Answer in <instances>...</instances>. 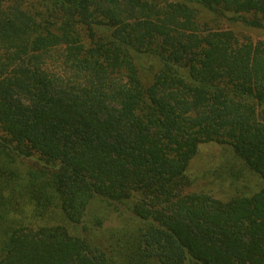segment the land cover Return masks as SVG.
<instances>
[{"label": "trees", "instance_id": "16d2710c", "mask_svg": "<svg viewBox=\"0 0 264 264\" xmlns=\"http://www.w3.org/2000/svg\"><path fill=\"white\" fill-rule=\"evenodd\" d=\"M222 25L264 0H0V264H264V41ZM205 144L255 190H196Z\"/></svg>", "mask_w": 264, "mask_h": 264}, {"label": "rangeland", "instance_id": "374dc122", "mask_svg": "<svg viewBox=\"0 0 264 264\" xmlns=\"http://www.w3.org/2000/svg\"><path fill=\"white\" fill-rule=\"evenodd\" d=\"M223 28L236 33L238 37L248 39L253 42L264 41L263 29H250L241 26L222 25ZM227 151L215 144L201 145L196 158L192 161L189 173L196 180L195 189L209 192L215 197L226 199L233 195L253 192L258 184V179L252 176L249 171H243V175L238 180L230 181L231 184H223L219 178L222 168L226 169L224 158ZM108 224H117L113 219Z\"/></svg>", "mask_w": 264, "mask_h": 264}]
</instances>
